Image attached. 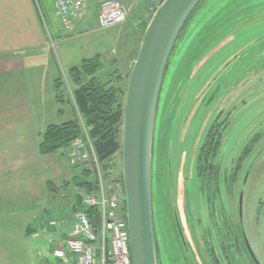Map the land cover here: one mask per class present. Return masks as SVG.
Returning a JSON list of instances; mask_svg holds the SVG:
<instances>
[{"label": "rangeland", "instance_id": "rangeland-1", "mask_svg": "<svg viewBox=\"0 0 264 264\" xmlns=\"http://www.w3.org/2000/svg\"><path fill=\"white\" fill-rule=\"evenodd\" d=\"M121 1L129 10L127 21L100 31L97 20L100 0H89L87 17L91 16L93 21L84 29L87 34L81 36L85 32L78 31V27L72 35H65L56 19L50 23L48 13L53 0H35L48 20L47 33L52 34L58 44H65L57 48L56 53L54 50L49 51L54 64L51 67L52 79L61 78L59 86L64 104L59 108L65 115L63 119L59 117L58 110L51 124L61 125L78 120L82 126L81 138L84 139L90 136L74 102L76 87L70 78V69L80 66L83 60L101 54L103 69L98 72L97 78L102 83L110 82V86L123 92L120 102L125 104L138 51L155 12L163 3L162 0ZM212 1L207 0L198 14L207 6L218 4H210ZM235 4L232 6L235 9L231 8L227 12L230 18L226 24H229L223 34H217L209 41L206 49L209 53H204L203 58L191 57L193 64L187 75L189 66H185L183 57L187 50L191 51V29L198 23L197 19L190 25L176 47L173 64L161 93L153 166V207L160 264H240L234 257L235 247L230 238L232 229L227 222H222L221 206H217L215 212L216 217L219 216L218 223L211 220L209 201L203 189L204 181L197 171L199 151L212 125L224 128L223 145L216 158V164H220L217 190L221 194L223 207L240 234L237 239L243 245L242 249L246 252L247 246L249 250L250 264H256L251 257L257 264H264V23L238 35H230L231 29L240 22L238 18L264 16V0H245L241 6ZM16 86L10 79L8 106L7 110L0 112V122L9 126L5 133L12 146L22 144L20 139L24 136V149L26 154H30V149H34L38 140L37 132L43 127V116L37 118L36 110H30V115L27 110H16ZM168 124L170 130L163 138L161 131ZM162 138L164 142L161 147ZM46 158L43 159L44 165L48 160ZM61 158L56 162V176H48V180L54 183L61 179L69 163L66 157ZM37 163L35 160L33 169H38ZM111 163L121 166V153ZM84 173L87 172H80L77 176L84 178ZM120 174L121 169L110 181L106 180L104 174L105 189L108 196L119 195L123 200ZM73 178V187L69 189V181H62L66 184L63 187L60 182L57 184L59 187L55 185L57 194H53L54 198L51 196V203L57 204L60 212H63L60 205L64 204V197L72 203L75 201L78 189ZM20 185L21 194L32 188L23 182ZM30 225L36 227L37 221H32ZM33 240L31 253L34 264L44 262L45 258L47 264H60L58 260L47 256L48 250L41 242V233L39 239ZM39 252L44 257H40Z\"/></svg>", "mask_w": 264, "mask_h": 264}, {"label": "crops", "instance_id": "crops-1", "mask_svg": "<svg viewBox=\"0 0 264 264\" xmlns=\"http://www.w3.org/2000/svg\"><path fill=\"white\" fill-rule=\"evenodd\" d=\"M51 10L52 7L48 15ZM86 18L78 25L77 30L85 32L81 36L87 34L84 29L93 21L91 16ZM51 20L53 22L54 18ZM46 29L35 0H0V112L7 110V93L12 79L14 85L17 84L16 110H27L28 115L30 110H36L37 118L43 116L44 121L30 154H26L24 149V136L20 139L22 144L12 146L5 133L9 126L0 122V264H34L31 243L37 239L33 235L39 234V239L40 233L41 242L48 250L47 256L54 258V251L61 241L69 238L75 223L70 213L73 204L70 199L64 197V204L60 205L63 212H60L59 206L51 203V196L54 198L53 194H57L55 185L59 187L58 182L63 187L66 184L62 181H69L68 189L73 187V177L77 172L68 163L58 182L48 180V176H56L58 159H68L67 152L64 156L40 153L42 136L57 111L60 110L59 117H65L57 102V79H52L51 67L54 64L49 52L54 50L56 53L57 48L65 44H58ZM45 158L48 160L44 165ZM35 160L38 161V169H33ZM21 182L32 187L25 194L19 193ZM117 198L122 199L119 195ZM34 220L37 221L36 227L30 225ZM50 220H56L59 225L50 226ZM39 256L44 257V254L39 252ZM47 263L45 258L44 262L36 264Z\"/></svg>", "mask_w": 264, "mask_h": 264}, {"label": "trees", "instance_id": "trees-1", "mask_svg": "<svg viewBox=\"0 0 264 264\" xmlns=\"http://www.w3.org/2000/svg\"><path fill=\"white\" fill-rule=\"evenodd\" d=\"M214 1V2H213ZM210 4L218 3L216 6L206 7L205 10L199 15L198 12L203 5L206 4L205 0L194 12L188 23L185 25L178 42L175 46V49L172 53L168 70L166 72L164 84L166 82L167 74L170 70L171 65L173 64V57L177 45L183 38L185 32L188 30L190 25L197 19L198 23L191 29L193 34V41L189 45L190 52L184 54L183 61L185 66H189L186 69L187 75L191 72V66L193 61L191 57L197 56L202 58L205 54L209 53L208 43L209 41L217 34L224 32V28L227 27L229 23V14L227 12L232 8L233 3L235 5L241 6L245 0H213ZM238 1V2H237ZM235 8H232L234 10ZM231 10V11H232ZM229 13V12H228ZM198 14V16H197ZM238 25L233 27L231 30V36L238 35L244 30L249 29L250 27L260 25L264 23V16L261 18H238ZM223 34V33H222ZM221 34V35H222ZM230 36V37H231ZM228 38V37H227ZM226 39V38H225ZM224 39V40H225ZM223 40V41H224ZM219 43V42H218ZM223 42H220L222 44ZM206 50V52H205ZM139 52V51H138ZM205 53V54H204ZM101 55H96L92 59L83 60L80 66L73 67L70 69L69 74L70 78L73 80L76 89L73 93V98L75 105L79 113L83 116L84 122L88 129L89 136L94 143L96 155L102 164L103 171L105 174L106 180L110 181L112 177L115 176L117 170L121 169L120 174V183L123 188V197H124V185L122 177V163L121 166H117L114 163H111V160L122 151V133H123V120H124V107L125 104H121L120 99L123 96V92L118 91L117 89L110 86L109 83H102L99 78H97L98 72L103 69V64L101 62ZM137 58V57H136ZM182 61V62H183ZM188 78V76H187ZM60 79H57L55 82V88L57 93V102L60 105L64 104V100L61 99L59 86ZM187 81V80H186ZM191 82V81H190ZM189 82V83H190ZM188 83V84H189ZM163 84V88H164ZM162 88V90H163ZM210 102V100H209ZM168 121V120H167ZM168 122L165 123V125ZM224 129V128H223ZM217 128L216 125H212L208 130L204 138V143L200 148L199 157L197 160L198 163V173L201 175V179L204 181V190L207 195L206 200H208L210 205V214L211 217L216 223L219 216L216 217V207L221 206L223 210L222 222L228 224L232 229L231 232V241L234 244L238 238V231L235 229V224L231 216L226 212L223 207L221 194L217 190V173L220 169V164H216V158L220 155L222 148V130ZM157 130V125H156ZM170 130V126L163 128V138ZM82 126L78 120H72L65 122L61 125H50L46 129L44 135L42 136V141L40 144V153L42 155H56L62 154L67 151L74 142L81 139L82 137ZM161 139V147L163 146L164 139ZM156 136H155V145H154V155L156 152ZM161 149V148H160ZM162 151V150H161ZM122 154V153H121ZM161 155V154H160ZM162 156V155H161ZM162 163V157H161ZM163 170V169H162ZM85 177L80 178L75 177V184L77 186L78 192L75 197L79 204H81V192L87 194H97L99 192L98 183L94 170L88 169L84 170ZM164 183V181H163ZM220 184V183H219ZM125 206L123 208V212ZM89 215L92 221L93 226L98 229L101 223L100 210L98 208H92L89 210ZM221 219V218H220ZM159 257V253H158ZM234 257H236V250L234 249ZM230 258H232L230 256ZM252 260V259H251ZM160 262V259H159ZM239 262V261H238ZM240 263V262H239ZM160 264V263H159Z\"/></svg>", "mask_w": 264, "mask_h": 264}, {"label": "water", "instance_id": "water-1", "mask_svg": "<svg viewBox=\"0 0 264 264\" xmlns=\"http://www.w3.org/2000/svg\"><path fill=\"white\" fill-rule=\"evenodd\" d=\"M205 0H165L152 18L128 84L122 133L125 213L133 264H159L153 207L157 117L178 39Z\"/></svg>", "mask_w": 264, "mask_h": 264}, {"label": "built area", "instance_id": "built-area-1", "mask_svg": "<svg viewBox=\"0 0 264 264\" xmlns=\"http://www.w3.org/2000/svg\"><path fill=\"white\" fill-rule=\"evenodd\" d=\"M100 3L98 23L101 30L127 21L129 10L121 0H100ZM89 9V0H53V15L65 35L73 34L77 25L87 17ZM40 14L46 25L47 20L41 10ZM69 163L79 172L94 170L99 193L81 197V204L74 201L72 216L75 223L72 232L67 240L60 242L53 256L62 264H133L123 202L117 197L108 196L102 164L91 138H81L73 143L69 150ZM92 208L100 210L98 229L93 226L89 215ZM58 225L56 220L50 222V226ZM33 237L38 238L39 234Z\"/></svg>", "mask_w": 264, "mask_h": 264}, {"label": "flooded vegetation", "instance_id": "flooded-vegetation-1", "mask_svg": "<svg viewBox=\"0 0 264 264\" xmlns=\"http://www.w3.org/2000/svg\"><path fill=\"white\" fill-rule=\"evenodd\" d=\"M186 243H187V241H186ZM245 246H246V244H245ZM242 247H243V245L241 244L240 240L239 239H236L235 250H236V257H237V259L239 260L240 264H250L249 258H248L249 257L248 255H250L249 250H248V248L246 246L247 251L244 252V250L242 249ZM251 259H252V261L254 263L257 264V262L252 257H251Z\"/></svg>", "mask_w": 264, "mask_h": 264}]
</instances>
